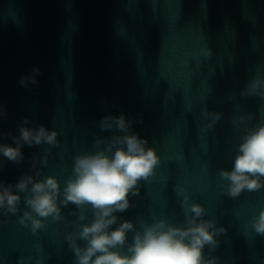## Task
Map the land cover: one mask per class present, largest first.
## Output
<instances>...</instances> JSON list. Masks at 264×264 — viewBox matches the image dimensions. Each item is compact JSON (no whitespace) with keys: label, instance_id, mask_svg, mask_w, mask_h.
<instances>
[{"label":"clouds","instance_id":"obj_1","mask_svg":"<svg viewBox=\"0 0 264 264\" xmlns=\"http://www.w3.org/2000/svg\"><path fill=\"white\" fill-rule=\"evenodd\" d=\"M194 56H211L210 49H202ZM186 67L189 61L183 59ZM42 75L40 67L33 66L29 72L21 74L17 83L31 90L39 84ZM242 96L258 95L264 99V79H252ZM106 104V101L102 100ZM209 121L200 131L207 135L219 122L222 112L202 111ZM8 109L0 105V120L7 119ZM253 120L249 113L233 119L232 123L240 132L241 143L236 148V155L231 170L220 169L219 176L227 183L221 192L233 199L244 190L256 191L264 188V120H258L248 127ZM135 123L142 119L119 115H104L96 125L101 131L116 133L110 137L93 134V149L73 156L72 173L61 188L58 179L49 175L38 179L41 172L24 173L14 184L0 182V216L16 215L21 202L26 210L18 216V223L29 228L33 235L46 227L49 218L52 222L65 220L63 208L75 205L71 213L76 217L70 223L74 230L64 236L69 251L74 253V264H220L219 257L211 255L218 246L216 239L225 234L227 229L217 226L214 219H205L207 210L199 203L192 202L187 189L176 185L174 192L182 196L180 208L184 220L172 224L166 218H154L149 224L141 221V228L131 220H121L117 215L127 211L132 202L130 197L138 196L142 182H148L155 175L160 164V157L154 147H149L147 138H142L132 131ZM28 117L17 125L18 134L12 131H0V139L11 138V143L0 142V169L4 162L16 165L23 163L25 156L22 149L27 146L47 145L51 154L53 148L60 146L58 132L44 125L29 126ZM243 125L241 128L240 126ZM48 157L33 156L30 168L37 164L47 165ZM23 194V195H21ZM87 212L92 219L88 220ZM115 227L113 228V226ZM245 234L248 235L247 225ZM251 228L257 235L264 236V209L251 221ZM132 233L131 242L128 234ZM83 241V244L78 243ZM127 245V252L123 249ZM38 253L43 251L37 242L33 245ZM209 252L205 254V248ZM43 255L21 256L17 264H43Z\"/></svg>","mask_w":264,"mask_h":264}]
</instances>
